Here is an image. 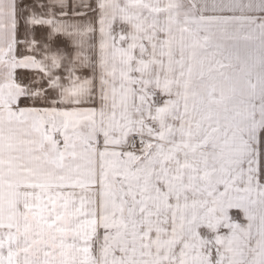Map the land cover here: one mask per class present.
<instances>
[{
  "label": "snow or ice",
  "instance_id": "obj_1",
  "mask_svg": "<svg viewBox=\"0 0 264 264\" xmlns=\"http://www.w3.org/2000/svg\"><path fill=\"white\" fill-rule=\"evenodd\" d=\"M0 264H264V0H0Z\"/></svg>",
  "mask_w": 264,
  "mask_h": 264
}]
</instances>
